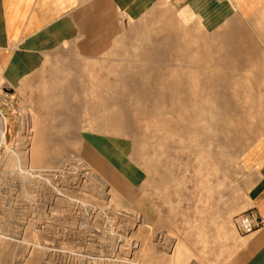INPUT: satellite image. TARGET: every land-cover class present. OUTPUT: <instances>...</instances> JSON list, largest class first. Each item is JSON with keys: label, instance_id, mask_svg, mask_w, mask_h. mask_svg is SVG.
Segmentation results:
<instances>
[{"label": "rangeland", "instance_id": "1", "mask_svg": "<svg viewBox=\"0 0 264 264\" xmlns=\"http://www.w3.org/2000/svg\"><path fill=\"white\" fill-rule=\"evenodd\" d=\"M106 12L18 86L0 67V264H233L264 79L211 82L217 41L172 0Z\"/></svg>", "mask_w": 264, "mask_h": 264}, {"label": "crops", "instance_id": "2", "mask_svg": "<svg viewBox=\"0 0 264 264\" xmlns=\"http://www.w3.org/2000/svg\"><path fill=\"white\" fill-rule=\"evenodd\" d=\"M160 0H0V67L3 77L18 86L30 78L47 61L50 54L66 42L81 36L82 31L97 25L108 7L116 8L127 17L142 16ZM187 7L201 24L205 33L217 42L210 51H218L211 59L202 61L211 82L264 79V58L254 56L249 49L251 40L244 39L247 31L264 27H246L235 21L264 12V0H172ZM244 39V40H243ZM233 40L230 47L216 43ZM227 50L225 55L220 50ZM229 50V51H228ZM257 69V70H256ZM264 90H258V96ZM259 102V101H258ZM264 105V98L262 101ZM257 124L245 126L239 143V167L246 184L244 210L254 209L264 217V107L257 109ZM243 210V211H244ZM145 249V243L140 242ZM234 255L233 264H264V226L243 235ZM177 259L176 253L170 259Z\"/></svg>", "mask_w": 264, "mask_h": 264}, {"label": "built area", "instance_id": "3", "mask_svg": "<svg viewBox=\"0 0 264 264\" xmlns=\"http://www.w3.org/2000/svg\"><path fill=\"white\" fill-rule=\"evenodd\" d=\"M234 222L239 233L246 235L264 226V217L258 215L254 209L249 208V210L237 214Z\"/></svg>", "mask_w": 264, "mask_h": 264}, {"label": "bare ground", "instance_id": "4", "mask_svg": "<svg viewBox=\"0 0 264 264\" xmlns=\"http://www.w3.org/2000/svg\"><path fill=\"white\" fill-rule=\"evenodd\" d=\"M44 158V157H43ZM130 263V262H129ZM137 264H140V263H137Z\"/></svg>", "mask_w": 264, "mask_h": 264}]
</instances>
